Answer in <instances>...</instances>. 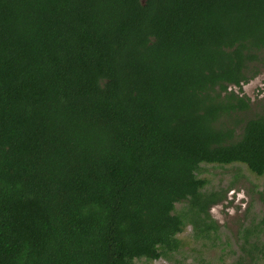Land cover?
I'll return each instance as SVG.
<instances>
[{"label": "trees", "instance_id": "obj_1", "mask_svg": "<svg viewBox=\"0 0 264 264\" xmlns=\"http://www.w3.org/2000/svg\"><path fill=\"white\" fill-rule=\"evenodd\" d=\"M262 73L264 0H0V264L209 239L225 195L201 165L264 175V108L242 95ZM254 229L230 264H264V214Z\"/></svg>", "mask_w": 264, "mask_h": 264}, {"label": "rangeland", "instance_id": "obj_2", "mask_svg": "<svg viewBox=\"0 0 264 264\" xmlns=\"http://www.w3.org/2000/svg\"><path fill=\"white\" fill-rule=\"evenodd\" d=\"M239 91L238 88L235 89ZM242 95L251 99L252 116L264 108V73L252 79L242 87ZM200 178L206 179L208 191H222L224 199L210 209L211 220L217 226L209 239H196L192 225H188L178 235L182 245L170 260L164 258L141 264H230L242 254L244 230L252 229L251 242L257 241L256 229L264 214V204L260 194L264 195V175L252 174L244 165L213 166L202 164ZM178 210L185 206L177 204ZM264 242V232L260 234Z\"/></svg>", "mask_w": 264, "mask_h": 264}]
</instances>
